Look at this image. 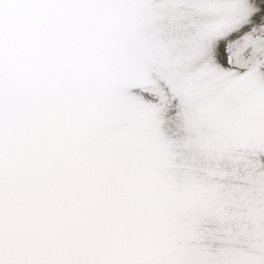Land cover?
<instances>
[{"label": "snow or ice", "instance_id": "snow-or-ice-1", "mask_svg": "<svg viewBox=\"0 0 264 264\" xmlns=\"http://www.w3.org/2000/svg\"><path fill=\"white\" fill-rule=\"evenodd\" d=\"M0 264H264V0H0Z\"/></svg>", "mask_w": 264, "mask_h": 264}]
</instances>
